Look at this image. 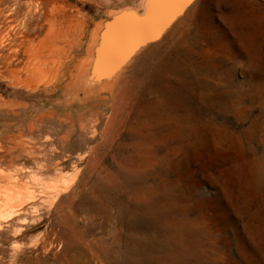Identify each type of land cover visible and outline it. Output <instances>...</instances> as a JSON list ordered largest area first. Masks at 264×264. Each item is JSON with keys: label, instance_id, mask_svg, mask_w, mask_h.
Wrapping results in <instances>:
<instances>
[{"label": "rangeland", "instance_id": "374dc122", "mask_svg": "<svg viewBox=\"0 0 264 264\" xmlns=\"http://www.w3.org/2000/svg\"><path fill=\"white\" fill-rule=\"evenodd\" d=\"M138 2H0V55L10 54V69L17 71L9 72L0 59V184L26 191L14 206L2 200L10 188L0 190V264H86L101 241L113 264H264V0L196 1L185 28L136 64L114 125L111 101H85L92 82L66 90L70 72L57 80L52 67L64 59L52 56L42 80L23 82L28 39H45L52 8L63 5L72 14L77 34L85 23L86 43L108 10ZM231 45L244 55L235 69ZM84 46H73L69 55L91 62ZM167 57L194 60L202 67L197 77L206 78L187 79L195 86H184L162 70ZM130 93L138 102L165 98L169 109L192 120L185 126L164 121L155 130L149 168L134 162ZM49 112L53 120L42 117ZM63 179L69 190L57 198ZM107 180L124 187L125 200L137 188L156 189V207L140 212L134 230L130 218L121 222L115 211L111 222L72 216L69 206L89 202L93 186Z\"/></svg>", "mask_w": 264, "mask_h": 264}, {"label": "bare ground", "instance_id": "6f19581e", "mask_svg": "<svg viewBox=\"0 0 264 264\" xmlns=\"http://www.w3.org/2000/svg\"><path fill=\"white\" fill-rule=\"evenodd\" d=\"M0 2H4V0H0ZM149 2L150 0H139L138 3L124 4L122 6H117L115 8L108 10L106 13L113 15L123 10V8L129 7L131 9L133 8V10L137 14H139V12L142 10H144V12L147 11V5ZM55 8L57 9H54V8L51 9L49 17L47 19L49 22L50 28H49V31L45 39L41 40L37 44L34 43L33 39H30V38L28 39V44L26 46V64L24 67V70L26 72V77H24L25 79L23 80V82L26 85L31 86L32 83L36 81V79L40 77L43 78V74H44L43 66L47 61L50 60L49 58L53 56L55 58H59V60L64 59V61L66 62L63 64L62 62L61 63L59 62L58 65H55L54 67H52V70L55 71L57 80L59 78V74H62V72L64 74V75L62 74V76L64 77L66 76L65 74H67V72H70L69 73L70 80L66 83L64 87L66 90H69L76 83L84 80L89 70L94 69V59H95L94 52L96 48H101L99 39L101 38L100 34H101V30L103 26H102V23L96 22L94 28L92 30H89L88 41H86L85 43L83 42V39L86 35V30H87L85 23H80L79 25L80 33L77 34V31H76L77 27H75L72 21L70 20L72 14H69L66 11L65 7H63V5L59 7L57 6ZM189 10L190 8L187 9L185 12H183V14L180 15L171 24L169 29L172 30V33L166 30L162 33L161 37L156 42L148 44L145 47L137 50L131 58H129L128 60L124 62L123 66H119L117 67L115 71L111 72L112 75L110 77L103 75L102 78L100 79V82L98 83H95L96 81L93 80V78H89V80L85 79L87 86L89 84L88 82L90 83L92 82V86L89 89L90 91L85 93L86 102L90 101L91 98L95 99V101L96 100H102V101L109 100L112 102L114 115L113 117H111L109 121L110 125H114L117 122V119L119 118L117 113L123 107V104L122 105H119V104H121L122 101H124L125 99L124 97H126V90H128V87H129L128 85L129 79L131 78L134 71L136 70V64L140 60L146 59V55L154 54L155 50H157L159 45H161L163 41L170 38L175 32L180 31L185 28L187 24L186 19L190 14ZM198 39H199L198 36L193 37V40L195 42L198 41ZM3 40H4V34L0 28V48L3 47ZM75 45L77 46L85 45L86 46V47L84 46L86 48L85 55L92 57L93 60L91 59L92 61L90 62L89 58L88 60L86 59V61H88L87 62L88 64H87L83 62V60L87 57L84 56V59L79 62L78 60H76L75 55H69L70 49ZM66 46H70L69 50L66 49ZM230 47H231V51H230L231 58L230 59L232 61L231 69H235L237 65L242 63L244 55L243 53H240L236 51L235 49H233L232 45ZM0 59L6 65L7 70L9 72L14 73L16 76L17 71H11L10 69V66L12 65V61H13L12 56L10 54H3V55H0ZM73 63L74 65L70 67L71 64ZM162 66H163L162 70H164L165 75H167L168 77L169 76H179L182 79V82L184 81L185 83V84L183 83L184 86L189 87V88H194L195 85L191 86V82H187V79H196L197 81L199 80L201 83L206 78V77H197V75H199L198 72L199 70L202 69V67L199 64H196L194 60H189V63L186 64L184 62L182 63L177 58L169 59L167 57L162 61ZM41 80H39V82ZM87 86L85 87V90L87 89ZM166 87L168 88V86ZM201 89H203V87ZM52 93H55V90H52ZM128 95L129 96L131 95L130 96L131 110H136L134 113L133 120L129 123L130 136L134 137L135 139L134 140L135 143L132 145L131 149L134 151V153H137V156H138L134 162L140 165H144L147 168H149L153 165L152 164L153 161L147 158V156H151V154L153 155L151 144L155 138V130L161 127L164 121H169L170 124H175L177 126H185V125H191L192 120L187 114L181 115L177 111L169 109L167 106L168 103L165 100V98L161 99L159 102H152L153 100L150 101L151 99L149 100L143 97V99L141 98V100L138 102L139 99L137 98V96H132L133 95L132 93ZM164 95H166V93ZM53 116H55V114L52 112H49L47 114H44L42 117H46V118L48 117L50 120H53ZM21 170H22V167H21ZM60 179L61 178H59V180ZM64 180L65 179H63V181ZM12 183H15V182H12ZM0 186H1L0 190L2 187H5V186H2V184H0ZM68 188H69V185L66 184L65 181L60 182L56 186V190H55L57 198H60L63 193H67L69 190ZM25 189L26 188H24V190ZM7 191L8 192H4L5 196L2 200L6 203L10 201H14V206L17 200L20 201L21 198L24 197L26 194V191H23V190L20 191L22 193H25L24 196L22 195L21 197L20 195L21 193L19 191L15 192V189L13 188H10ZM124 191H125L124 187L120 186L117 183L111 184L109 183L108 180L107 182L99 181L91 189L90 196H89L90 197L89 202H86V203L82 202L76 206H72V205L69 206V208L73 212L72 216L76 218V216L80 215L81 213H85L92 219L95 217H100L102 220L106 222H111L114 220V216H115L114 211H115V213L117 214V218H119L121 222H123L126 217H129L131 222L128 227L134 230L136 222L138 221V216L140 215V212L144 210V211H147V213H151L153 209L156 207V204H155L156 201H155V196H154L156 193V189L152 187H147V186L137 188L135 189V191H133L130 194V197L128 200L124 199L123 194L126 192ZM0 197H2V195H0ZM0 204L2 205L1 202ZM16 206H17V203H16ZM8 211H10V209ZM4 213H1V214H4ZM175 226L179 227V225L176 223H170V224L168 223V228H172V227L175 228ZM65 234L66 232H64V235ZM134 239L136 240V236L134 237ZM98 246L100 248V252L96 250H92L91 257L86 255L87 256L86 264H93L91 263V260L93 261L95 260L96 264L97 263L113 264V257L109 253V249L107 245L101 241L98 243ZM130 260L132 263L137 262L136 259L134 258Z\"/></svg>", "mask_w": 264, "mask_h": 264}, {"label": "water", "instance_id": "95a60500", "mask_svg": "<svg viewBox=\"0 0 264 264\" xmlns=\"http://www.w3.org/2000/svg\"><path fill=\"white\" fill-rule=\"evenodd\" d=\"M196 1L150 0L147 11L142 10V14L126 7L116 14L101 17L97 21L103 26L99 39L101 48H96L94 69L88 71L85 79L93 78L98 83L103 75L110 77L111 72L123 66L137 50L156 42Z\"/></svg>", "mask_w": 264, "mask_h": 264}]
</instances>
